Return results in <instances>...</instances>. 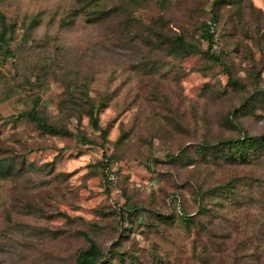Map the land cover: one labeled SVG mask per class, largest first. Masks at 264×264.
Listing matches in <instances>:
<instances>
[{
	"label": "rangeland",
	"instance_id": "obj_1",
	"mask_svg": "<svg viewBox=\"0 0 264 264\" xmlns=\"http://www.w3.org/2000/svg\"><path fill=\"white\" fill-rule=\"evenodd\" d=\"M12 21L0 264H78L92 243L97 264H263L264 146H201L264 133V0H0Z\"/></svg>",
	"mask_w": 264,
	"mask_h": 264
},
{
	"label": "trees",
	"instance_id": "obj_2",
	"mask_svg": "<svg viewBox=\"0 0 264 264\" xmlns=\"http://www.w3.org/2000/svg\"><path fill=\"white\" fill-rule=\"evenodd\" d=\"M216 2L217 0H214V3ZM1 18L4 22L5 17L1 16ZM37 23H38V20L36 18H31V20L28 23L25 22V20L22 22L23 25H29V26H33ZM216 24H217V14L213 13L211 16L210 22L205 24L204 36L209 42V48L205 51V54L211 59L218 61V56L211 53V50H210L212 48H215L218 43L217 33L215 30ZM15 26H16V22L14 21L10 22L7 26L4 25V29L0 33V40L4 41L5 32L7 28L14 31ZM173 43L180 44V45L181 44L187 45V47L195 49V46L190 42H186L182 36H178L174 38ZM20 115L29 118L43 131L51 132V133L58 131V129L54 125L49 123L46 120V118L35 107H33L30 110H25ZM92 117H93L92 122L94 126L98 127V120L96 117L93 116V113H92ZM244 145L257 146L258 148H260L261 146H264V133L257 135V136H249L245 134L237 139H233V138L220 139L214 144H203L201 147L203 151H205L209 147H214L219 150H226L230 152V156L233 157V159L245 160L247 155L244 154ZM104 165L106 166L107 164H104ZM136 209L137 208H134L133 210L135 211ZM158 215L162 218L171 217L170 214L158 213ZM182 218L186 224H190L193 220L191 215H188L186 213L182 214ZM99 255H100V252H99L97 245L95 243H92L88 249L80 252V254L77 257V263L78 264H97ZM261 257L264 258L263 256ZM263 264H264V260H263Z\"/></svg>",
	"mask_w": 264,
	"mask_h": 264
}]
</instances>
